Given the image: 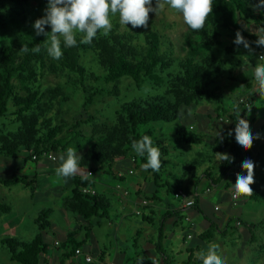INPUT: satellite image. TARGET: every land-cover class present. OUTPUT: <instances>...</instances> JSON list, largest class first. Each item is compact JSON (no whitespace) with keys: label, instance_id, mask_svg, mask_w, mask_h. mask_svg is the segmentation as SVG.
Instances as JSON below:
<instances>
[{"label":"rangeland","instance_id":"374dc122","mask_svg":"<svg viewBox=\"0 0 264 264\" xmlns=\"http://www.w3.org/2000/svg\"><path fill=\"white\" fill-rule=\"evenodd\" d=\"M151 6L153 8L156 7V0H152ZM15 7V2L11 0H4L0 3L1 46L6 41H9V36L14 34V31H17L16 29L21 30L24 27L32 26L38 19L44 18L48 5L43 3L42 0H29L19 14L14 11ZM209 20L210 16L208 15L203 29L194 31L184 23L182 13L165 4L164 10L159 12L158 15L155 12L149 13L148 28H133L130 23L121 25L119 14H117L111 18V29H118L120 33L132 36L142 31L158 32L162 39L163 50L168 53L170 58H175L179 61L182 58L191 56L198 61L208 62L214 70H223L225 76L217 80L211 87L218 85L220 88H224L225 95L226 93L229 94L230 98H227L224 104L228 111L232 110L230 107L232 100L240 99V97L254 98L245 119L249 122L250 131L255 135H261L263 145L260 148L258 146L254 152L255 182L250 187L256 189L263 200L250 201L244 198L240 206L232 208L230 216L225 221H218L217 223L216 217H213L216 224L220 226V231H217L211 239L201 238L207 228L211 226V223H208L207 226L203 225V222H200L199 225L197 224L192 230V239H189L187 234L186 238L183 239V242L188 243L189 246L188 244L185 246L182 257L187 260V248H192L195 250L197 261L203 264L198 254L202 250L206 252L210 243H215L219 245L217 254L225 260L226 264H264V223H262L264 222V99L256 92L258 85L254 73L255 66L260 62V53L242 50L241 45L237 46L234 43L236 36L222 28L220 21L209 22ZM253 32H258V29H253ZM82 35L81 33H76L75 36ZM60 39L61 41L63 40L62 37ZM226 47L233 49V53L229 54ZM92 57V55L87 54L84 56L83 61L88 64L89 61H92ZM247 83L252 84V88L247 87ZM44 85L51 90L63 88L67 91L68 87L63 75L53 72L49 73L44 79ZM118 89L122 92L121 97L101 99L99 96H95L93 98V105L90 106L88 112L94 120L90 123L82 124L80 128L82 135L69 145V147L76 149L77 155H80L81 158L98 141L102 133L110 127L116 117V110L123 102L133 97L154 96L165 92L164 88L157 87H147L144 92H139L130 79L123 80L118 85ZM19 91L21 95H25L24 91L21 89ZM82 103L83 100L79 95L68 103L66 108L60 109L59 112L72 124L76 118L84 116L85 111L81 108ZM216 105L202 101L197 106L190 108L191 115L188 114L187 110L184 113L185 116L183 115L184 118L175 122L156 123V139L160 143L162 142V147L169 151L167 156L161 155L160 158L166 164L165 170L175 175L174 179L167 176L164 172L161 173L160 170L157 172L160 175L158 178L149 169L147 171L144 170L142 167L143 163L140 162V167L134 170L135 173L133 175H130L128 172L129 160L120 163L119 167L117 163H112V168L116 175L120 172L125 175L123 181L117 180L114 175L110 174V170L107 167L105 168L108 173H102L99 170V164L95 161H87L82 166L81 169L85 173L94 169L93 178L97 182L95 186L98 192L101 195H104V191L108 193L103 197L108 215H103L104 218L101 219L92 218L94 233H88L89 243L99 244L101 248L105 247L112 258L115 257V253L118 250L124 251L130 258L128 264H131V261L134 264L141 256L149 260H147L148 262L145 261L144 264H152V260L149 259L151 254H154L153 256L159 259L161 263L166 255H171L170 250L175 252L176 247L180 245L179 241L185 233L180 227L174 231L166 229L165 237H168L167 241L164 239L165 241L163 240L158 246H150L149 244L142 246L143 243L138 232L142 234V229L145 226L150 227L148 233L154 237L153 243L157 244L159 242L161 222L164 220L162 218L163 215L155 207L152 215V225H150L143 220L142 215H137L132 210H123L119 201L121 194L124 195L125 191H128L131 195L124 196L131 198L140 186L144 193H149L148 195H150L156 192L163 203L174 204L172 195L167 194V186L178 183L181 187L188 190L189 185H195L196 180L199 179L197 188L204 191L209 185L213 187L210 184L211 182L205 179L203 175L205 172L211 174L215 179L220 178L219 180L225 184L226 191H231L234 188L235 183L232 184L234 179L231 176L223 177L222 170H220L221 164L223 162L225 164L226 161L219 160L216 154H227L231 158L230 147L225 145V143L223 144V142L225 140V142L229 143L232 140V135H228L230 131L229 125L224 123V121L218 120V114L221 113L215 114L213 118L208 116L209 112L217 110V107H214ZM188 115L191 117L190 119L187 118ZM4 124L5 129L8 130L16 129L19 126L13 117L6 119ZM178 128L198 134V136L203 138V143L200 145H188L182 142L177 134ZM62 137H69V134L64 133ZM258 140L260 143V138ZM206 144L211 145L206 147ZM217 146L224 150L216 152L215 147ZM66 151H60L57 154L58 163L44 162L46 166L42 167L32 161L25 162L24 159L28 155L25 151L17 154L15 159L0 157L1 178H10L11 175L18 173L20 177L27 178L29 186H33V190H31V187H26L22 184L12 187L0 186V201L12 207L10 213H0V264H19L12 261L9 252L2 247L1 241L3 239L17 238L21 241H31L40 233L39 224L45 225V221L51 223V227L47 229L45 234V241L49 244V255L46 256L49 259L48 264H55V260L52 261L51 259L52 255H57V248L54 246L55 239L61 240V242L71 240L80 243L85 238L87 233L85 227L82 228L81 232L76 233L79 227L76 215L70 211L67 204V199L71 195L73 188L72 179L68 178L65 180L57 177L55 172L61 163L59 156L62 153L66 154ZM242 163L237 160L232 165V169L239 171L240 174L247 175L246 170L242 168ZM32 180L33 183L30 184ZM228 183L229 185H227ZM102 184H105V186ZM208 197L211 201L215 200L216 194H210ZM206 210L211 211L210 216L216 214L213 208ZM44 213L48 217H45ZM100 213L104 214L103 211ZM238 217L244 219L248 224H244L241 219L237 220L236 218ZM40 218L41 221L36 224V221ZM229 221L230 227L226 230ZM121 225L122 230L118 232L117 228ZM69 233H72V236H69ZM147 250L152 252H148L150 254L147 255L145 254ZM91 264L98 263L94 262Z\"/></svg>","mask_w":264,"mask_h":264},{"label":"trees","instance_id":"16d2710c","mask_svg":"<svg viewBox=\"0 0 264 264\" xmlns=\"http://www.w3.org/2000/svg\"><path fill=\"white\" fill-rule=\"evenodd\" d=\"M2 1L4 0H0V3ZM11 1L15 2L14 11L16 14H19L24 9V5L29 2V0ZM42 1L46 5L49 4V0ZM212 4L213 12L209 14V22L220 21L222 28L234 36L239 31L250 44V48H245L241 44L242 50L259 52L264 55V47L256 43L259 36L253 32V29L259 30L264 27V5H261V0H212ZM16 30L9 36V41L0 45V157L3 158L15 159L17 154L25 151L28 155L24 161H32L37 164L40 160H33L34 156L40 157L45 153L57 156L60 151H66L69 145L82 135L80 131L82 124L94 120L88 112L90 106L93 105V98L95 96H99L101 99L121 97L122 92L118 89V85L125 79L132 80L139 92H144L147 87L164 88L165 92L154 96L133 97L123 102L116 110V117L110 127L102 133L98 141L81 158L80 168L87 161H95L99 164L100 171L107 167L110 174L117 177L112 163L114 164L120 159L129 160L132 163V168L128 172L133 175L134 170L140 167L139 162L143 164L147 162L146 155L138 156L132 149L133 139L139 140L143 135H148L162 156H167L169 152L162 147V142L160 143L156 139V123H172L184 118V114V116L179 115L181 109L186 113L188 109L205 101L217 104V110L209 112L208 116L213 118L215 114L221 113L218 114V120H224V123L229 125L232 137H234L237 114L240 113L242 118L251 108L243 110L242 106L238 105L240 97V99L233 100V109L228 111L224 105L227 99L224 88H220L218 85L211 87L217 80L225 76L224 71L214 70L208 62L198 61L191 56L179 61L170 58L168 53L163 50L162 39L158 32L142 31L132 36L120 33L118 29H111L107 36L98 32L97 37L90 44L81 43L82 36H75L77 43L74 47H67L63 40L61 41L62 56L57 60L47 52L45 43L47 35H37L34 25ZM44 31L50 33L51 26L45 25ZM24 45L27 46V51H20ZM36 45L40 47L39 52L32 50ZM228 52L232 54L233 49L228 48ZM87 54L93 56L92 61H89L88 64L83 61ZM52 72L63 75L68 84L67 91L63 88L51 90L45 87L44 79ZM19 89L24 91L25 95H21ZM79 95L83 100L81 108L85 113L84 116H79L71 124L59 110L66 108L68 103ZM248 100L252 106L254 98L248 97ZM10 117H13L16 124L19 125L16 129H5L4 121ZM187 118L191 117L188 115ZM64 133L69 134V137H62ZM177 134L182 142L188 145L203 143V138L192 131L187 132L178 128ZM231 142H229L230 145L225 140L223 142L230 147L231 158L225 164H223L224 162L221 164L220 170H222L223 177L231 176L234 179L232 184H234L237 179L235 172L239 174L240 172L232 169V165L237 160L244 162L246 159H251L253 161L257 148L245 150L237 143L235 137ZM209 145L211 144H206V147ZM223 150L218 146L215 147L216 152ZM236 157L238 159L235 161ZM161 161V173L164 172L174 179L175 175L165 170L166 164L162 159ZM149 170L153 172L151 169ZM230 170L232 171L229 174ZM94 172V169H91V175H88L87 179L82 178L79 174L72 177L73 188L67 199L70 211L87 221L94 217L101 219L104 218L103 215H108L105 200L94 188ZM106 173L108 172L106 171ZM153 173L159 178L160 175L157 172ZM203 175L213 181V185H219V183L225 185L223 181L219 180L220 178L213 179L212 175L207 172ZM122 176L125 178L124 174ZM122 176L119 177V181L124 180ZM31 183L33 180L30 181ZM19 184L31 187L27 178L20 177L18 173L11 175L10 178L0 177V186L12 187ZM198 185L199 179L196 180L195 187L197 188ZM83 188L95 190V193H83ZM181 189L178 183L168 185L167 194H171L175 201V193ZM31 190H33V186ZM125 193L131 195L128 191ZM125 193L124 195H126ZM153 194L157 195L156 192ZM143 198L149 200V197L143 196L141 199ZM244 198L250 201L263 200L256 189H253V194L242 196L239 206ZM231 208L237 207H232L231 204ZM190 209L195 210L208 223H211L201 238L211 239L217 231H220V226L216 224L213 217H209L201 209L199 196L196 198L195 205ZM11 211V205L0 201V213L7 214ZM101 211L104 214H101ZM214 212L220 213L219 210H214ZM176 213L180 215L181 211H176ZM172 214L174 213L170 215ZM44 216L48 217L46 213ZM214 216L217 217L216 214ZM236 219H241L244 224H248L241 217ZM40 221L41 218L36 221V224H39ZM230 221L226 230L230 227ZM50 227L51 223L45 221V225L39 224L40 233L31 241L5 238L1 241V245L9 252L11 260L14 262L48 264L46 256L49 255V244L45 241V234ZM140 235L141 233H139ZM85 244L68 240L61 243V246L68 250L69 254L66 256L71 257L76 249L84 250ZM187 254L188 259L181 264L201 263L195 258V250L188 249ZM166 264H171V262L166 261Z\"/></svg>","mask_w":264,"mask_h":264},{"label":"clouds","instance_id":"9594fccd","mask_svg":"<svg viewBox=\"0 0 264 264\" xmlns=\"http://www.w3.org/2000/svg\"><path fill=\"white\" fill-rule=\"evenodd\" d=\"M165 4L182 13L184 23L194 31L202 30L206 18L213 12L212 0H156L155 8L151 6L152 0H49L46 16L38 19L34 28L37 35H47L45 41L47 52L53 59L58 60L62 56L61 37L65 46L74 47L77 43L75 35L81 33L83 34L81 43L90 44L97 37L98 32L103 36L109 35L112 28L111 18L117 14H119L121 25L130 23L133 28H148L149 13L155 12L158 15L164 10ZM261 5H264V0H261ZM45 25L51 26L50 33H45ZM255 34L259 36L256 41L257 45L264 47V27H261ZM234 43L237 46L243 44L245 48H250L249 42L239 31L236 33ZM32 50L39 52V45L34 46ZM20 51H27V46L24 45ZM254 73L258 85L257 91L264 99V55L260 57V62L255 66ZM183 114L184 111L181 109L179 115L183 116ZM188 114L191 115V109H188ZM235 120L234 132L237 143L245 150L250 149L253 140L259 139V135L253 136L249 122L241 118L240 113L237 114ZM228 135L231 136L232 131H229ZM131 147L138 156H147V162L142 165L144 170L151 169L153 172L160 170L162 166L161 153L158 147L153 145L150 136L143 135L139 140L133 139ZM216 154L221 161L229 160L227 154ZM80 158L76 149L69 147L66 154L62 153L59 156L61 163L55 170L56 176L66 180L79 174L82 178L87 179L91 173L88 171L85 173L79 167ZM254 167V162L251 159H246L242 163V168L246 170L247 175H237L234 184V199L253 194L250 185L255 182ZM218 248L219 245L210 243L206 252L202 250L198 254L203 264H226L225 260L217 254ZM149 259L152 260V264H160L157 258L150 257Z\"/></svg>","mask_w":264,"mask_h":264},{"label":"crops","instance_id":"0c3cea01","mask_svg":"<svg viewBox=\"0 0 264 264\" xmlns=\"http://www.w3.org/2000/svg\"><path fill=\"white\" fill-rule=\"evenodd\" d=\"M246 86L252 88V84L247 83ZM256 92L258 93V91H256ZM226 96H227L228 99L230 98L228 93H226ZM232 102H233V100H232ZM232 102H231V104H232ZM231 104H230V107L233 109V104L232 105ZM214 107H216V106H214ZM255 136L256 135H254V137ZM213 137H215V136H213ZM234 137H232V139H234ZM259 138H260V141H261L260 143L258 142L259 141L258 139H254L253 142H258L259 146L261 145L260 147H262V145H263L262 143L263 142H262L261 135H259ZM234 159H238V158L236 157ZM44 162H46V163H48V162L57 163L59 161H58V157H57V161H51L48 158H42L37 164L39 166H41V167L42 166H46V163H44ZM122 162H124V161L121 160V159L117 160L116 163L118 164V167L120 166V163H122ZM131 168H132V163H130V165L128 167V170H130ZM106 171H107V169L104 168L102 173L107 174ZM121 174L122 173L120 172L119 175H117V177H115V178H117V180H120V178H121L120 176L123 175V174L122 175ZM71 179H72V177H71ZM205 179H207L208 182H211L210 184L213 185V181L209 180L206 177H205ZM213 179H215V178H213ZM94 183H95L94 184V188L98 192V190H97V188L95 186L96 183H97L96 180H95ZM102 185L105 186V184H102ZM209 186L212 187L211 185H209ZM209 186H207L204 191H201L198 188H196L194 184L189 185V187H188L189 189L188 190L184 189L183 187H181V188L186 190L190 194H194V193L198 194L199 199H200L201 209L207 215H209V217H214L215 218L214 215L210 216L211 211L206 210V209H208V208L212 209L213 208V210H215L214 209L215 206L218 205L220 207V209H219L220 213H218V214L216 213V215H217L216 222L218 223V221H225L226 219H228V216H230V213H231L230 211L232 210L231 202H230V192L231 191L230 190L226 191L224 185H220V184L219 185H215L214 184L211 189L213 190L212 194H214V193L216 194V197H215L216 199L211 201V199H209V197H208V194H205V191H206V189ZM106 187H108V185H106ZM106 194H108L107 191H104V195H106ZM148 194L149 193H144L143 190H142V187L139 186L134 196H132L131 198H127L123 194H121V196L119 198V201H120V204L122 205L123 210H125V211L132 210L135 213L136 204L140 201V199L143 196L149 197V205H148V207L143 209L142 217H143V220L147 221L150 225H152V221H153L152 215L154 214V208L157 207L161 211V213L163 215L162 218L164 220H162V222H161V228H160V234H159V242L157 244L153 243L154 242V237L151 234L148 233V230L150 229V227L149 226H145L142 229V234L140 235L141 236V241L143 243L142 246L143 245L145 246L146 244H149L150 246H158V244L160 245L164 239L167 241L168 237H165V230L166 229L168 231H174V230H176L177 228L180 227L183 230L185 235L179 241L180 245H178L176 247L177 249L175 250V252L173 250H170L171 255L170 256L166 255L164 260L162 259L163 261H161V263H160V264H166V261H170L171 264H181L183 261H186V259L184 257H182L183 251H185V246L188 244V243L186 244V243L183 242L184 241L183 239L186 238L185 237L186 234L188 236L191 235L193 237L192 230L197 226V224L199 225L200 222H203L202 224L207 226L208 222H206L204 217L202 215H200L199 213H197L195 210H192V209L183 210V209H181L176 201H174V204L173 203H169V202L168 203H163V201L159 199V196L154 195L153 193L150 194V195H148ZM104 195H102V197H101L102 199H103ZM132 205H133V207H132ZM176 211H181L180 215H178L176 213ZM171 213H174V214L170 215ZM185 216H188V217L191 218V221L193 223L192 225L187 223V222H185L183 220V217H185ZM94 218H96V217H94ZM76 219H77V224L79 226L78 230L76 231V233L77 232H81L83 227H85V230L87 231V233L85 234V238L83 239L82 242L86 243L84 245V252L85 253H89V254H91L93 256V262H91V263H94V262H97L98 264H128L129 263L130 258L128 257L127 254H125L124 251L118 250L115 253V257L112 258L110 253H109V251H107L105 249V247L101 248L99 246V244H95L94 245L93 243L92 244L89 243V235H88V233H90V232L94 233V229L92 227V222H91L92 219L87 221V220L82 219L78 215H76ZM98 224H99V222H98ZM121 230H122V225L119 228H117L118 232L119 231L121 232ZM139 233L140 232H138V235H139ZM68 235L72 236V233H69ZM190 239H192V238H190ZM56 241L61 242V240H58V239L54 240V246L55 247H56V245H55ZM61 243L63 244V242H61ZM188 246H189V244H188ZM56 248H57L56 249L57 250V255L56 256L52 255V257H51L52 261L55 260V264H67V259L70 258L69 256L68 257L66 256L67 254H69L68 250L66 248H64L63 246L56 247ZM188 249H192V248H187V250ZM144 252H146V251H144ZM148 252H152V251H148L147 250V253H145V254H147V255L150 254ZM153 255L154 254H151L150 257L155 258V256H153ZM100 256H102V257L100 258ZM141 258H142V260H141ZM46 259H47V261L49 260L48 258H46ZM147 260L148 259L146 257L141 256V257H139V259L137 261L134 262V264H139V261H140V264H144L145 261H147ZM91 263H86L83 260V264H91ZM131 264H133L132 261H131Z\"/></svg>","mask_w":264,"mask_h":264},{"label":"built area","instance_id":"2783aa9c","mask_svg":"<svg viewBox=\"0 0 264 264\" xmlns=\"http://www.w3.org/2000/svg\"><path fill=\"white\" fill-rule=\"evenodd\" d=\"M263 54L259 55V59ZM239 106H242L243 110H246L247 108H250V102L248 100V98H241L238 102ZM243 119L246 118V116L242 117ZM224 121V120H221ZM259 146L258 142H253L252 147L250 148V150H253L254 148H257ZM42 158H48L51 161H57V156L55 154H43L42 156L38 157V156H34L33 160H41ZM131 173H133V171H131ZM239 173L235 172V176H237ZM234 190L232 189L230 192V196H231V204L232 207H238L239 206V202L242 198V196L238 197V198H233V194H234ZM212 189L211 188H207L205 191V194H211L212 193ZM83 193H89L91 192L92 194L95 193V190H89L86 188L82 189ZM126 195L128 193H125ZM198 197V194L194 193V194H190L188 193L186 190H178L175 193V201L177 202V204L179 205V207L181 209H190L195 205V201L196 198ZM149 205V200L146 198L141 199L137 204H136V208H135V213L137 215H142L143 214V209L148 207ZM220 209V207L218 205L215 206V210L218 211ZM184 221L189 223V224H193L191 221V218L188 216L184 217ZM188 238H192L191 235L188 236ZM56 247H60L61 246V242L56 241L55 242ZM85 261L87 263H91L93 262V256L89 253H85L83 249L78 248L74 251V254H72V256L70 258L67 259V264H82V261Z\"/></svg>","mask_w":264,"mask_h":264}]
</instances>
